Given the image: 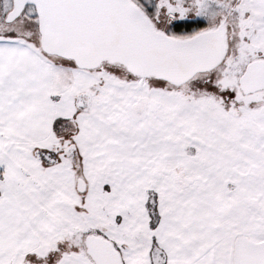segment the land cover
Instances as JSON below:
<instances>
[{"label":"rangeland","instance_id":"obj_1","mask_svg":"<svg viewBox=\"0 0 264 264\" xmlns=\"http://www.w3.org/2000/svg\"><path fill=\"white\" fill-rule=\"evenodd\" d=\"M130 1L156 32L177 38L171 24L178 18L169 20L174 0ZM11 10L12 0H0V45L16 46L1 47L0 56L13 51L10 73L22 78L13 91H0V118L18 111L11 126L0 120V187L11 192L0 208V253L7 237L5 243H23L25 255L12 247L5 261L90 263L85 240L102 237L124 264L128 251L152 264H231L236 234L264 240V90L245 96L238 87L245 69L264 61V50L243 1L186 4L184 20L205 23L202 33L224 23L227 52L178 94L152 78L140 84L117 66L81 71L44 55L37 19L24 11L7 24ZM22 47L52 74L33 84V72H42L21 65L28 53ZM22 74L33 90L24 88ZM209 99L216 109L207 108ZM38 126L44 139L30 136ZM9 128L17 129L16 138Z\"/></svg>","mask_w":264,"mask_h":264},{"label":"water","instance_id":"obj_2","mask_svg":"<svg viewBox=\"0 0 264 264\" xmlns=\"http://www.w3.org/2000/svg\"><path fill=\"white\" fill-rule=\"evenodd\" d=\"M27 7L35 11L44 55L69 61L81 71L117 66L140 84L152 78L181 87L216 69L227 51L223 24L177 40L156 32L130 0H12L5 23L15 21ZM238 87L245 96L264 90V61L251 63ZM76 190L83 193L84 183L79 181ZM84 247L93 264H122L113 246L101 238H87ZM231 264H264V240L237 235Z\"/></svg>","mask_w":264,"mask_h":264},{"label":"crops","instance_id":"obj_3","mask_svg":"<svg viewBox=\"0 0 264 264\" xmlns=\"http://www.w3.org/2000/svg\"><path fill=\"white\" fill-rule=\"evenodd\" d=\"M241 1H243L244 5H246V7H247V11L249 13L248 14L249 15L248 18L252 20V24H253L252 26H253V29L255 30L253 36H254L257 44L259 45V47L262 50H264V0H241ZM5 44L6 45H0V48L3 47L4 49H16L15 48L16 46L15 45L13 46L11 43H5ZM20 49H23L25 51H28V53H30V54L26 53L27 55H25L24 58H21L20 59V61H22V64L21 65H23L24 68H28L30 71H33L34 68L41 69L42 75L40 73L33 72V78L34 79H32V81H31L33 84H35V80H36V82L40 83V78H41V80H44L45 78H47V77L50 76V75H45V74H52L53 70L47 69V67H49V65L47 64V62L44 61V60L39 59V57H37L36 55H34V52H31L32 50L29 51L28 49L23 48V47L20 48ZM12 53H13V51H7L5 57H1L0 56V80H2V78H4V76L7 74V77L5 79V82L3 84L0 83V91H1V88L3 86H6L5 89H9V91H13L14 89L17 88L16 83L18 82V80L22 79L19 75L10 73V67L14 63V59H16L15 57H11V54ZM24 73H26V72H24ZM22 75H24V80L23 81L26 84V86L24 88L26 90H33V89H29V88H32L33 86H28L29 85V78L30 77L27 76L26 74H22ZM34 75H35V77H34ZM62 75H65V73L63 72ZM12 82H15V84H13ZM30 85H32V84H30ZM39 89H40V87H39ZM1 93L2 92H0V106L2 107V106H5V105H3L4 101L1 100V98H3V94H1ZM9 94H11V93H9ZM6 95H8V93ZM16 110L17 109L5 110L4 111L5 112L4 114L7 115V116H5L4 118H0L1 121L2 120L4 121V125H3L4 127L11 126V123L13 122V115H14V113H17L18 112ZM24 129H25L26 132H28V133L30 132L31 133V131L29 130V129H31V124H26V126H25ZM16 130H17L16 128H14V129L13 128H9L8 129V132H9L11 138H13V139L17 137V134L18 133L16 132ZM33 131H34V127L32 128V132ZM39 131H41L42 133L40 134ZM43 131H44V129L42 130L38 126L36 128V131L32 135H30V136L32 138H34V136L35 137L38 136V138H39V135H42V139H44L43 136L45 135V133ZM4 139H5V142H6L7 139L6 138H4ZM1 155L2 154H0V156ZM0 190H1L0 191V208H3L2 207V202H3L2 199L3 200L9 199V196H10L11 192H10V194H8L6 190H4L5 193L2 192V190H3L2 187H0ZM3 194H6V197L7 198L4 197ZM6 241H7V237H4L1 240V243H2L1 244V252L6 250L5 251L6 253L5 252H3L5 254H1L0 253V264H9L8 258H6L7 261H5L4 259L6 257L5 255L7 253H11L10 252V249L12 247H15L16 248V253H15L16 255H19V253L20 254H24L23 252H21L22 251V248H23V243H22V247H21L20 245H18V243H16V244H13L11 242L5 243ZM113 249L115 250L114 247H113ZM27 254L28 253H26V255ZM74 254H76V252H74ZM62 256L65 257V253H63ZM85 256L87 257V259L89 260L90 263L84 262V264H93L91 262V260L89 259V257L86 255V253H85ZM11 258L13 259V256ZM135 258L136 259H138V258L139 259L140 258L141 259L142 258L144 259V257H142L140 255H137V254L134 255L133 253L130 254L129 251L126 252V256L123 259H124V261L127 264H133V260ZM121 262H122V264H124L123 261H122V259H121ZM137 264H152V261H151V259L149 261H147L146 259H144L143 260V263L140 262V263H137Z\"/></svg>","mask_w":264,"mask_h":264},{"label":"flooded vegetation","instance_id":"obj_4","mask_svg":"<svg viewBox=\"0 0 264 264\" xmlns=\"http://www.w3.org/2000/svg\"><path fill=\"white\" fill-rule=\"evenodd\" d=\"M174 4H172L173 5V7H174V9H175V14H174V16L173 15H170L169 17V20H172V19H174L176 16H177V18H178V21H176V23H172L171 24V28L172 27H174V26H177V25H180V24H188V23H192V22H199V23H201L202 24V28L200 29V30H198V32L196 33V35L197 34H200V33H202V31H203V29L206 27V25H205V23H203L202 21H200V20H197V21H185V20H187V19H185L184 20V15H183V9L185 8V6H186V4H188V2H189V0L188 1H186V0H174ZM182 19V20H181ZM221 24H223L224 25V23L223 22H219L217 25H216V27L213 29V30H211V31H214V30H216ZM209 32V31H208ZM195 36V35H194ZM191 38V37H190ZM174 39H177V38H174ZM186 39H189V38H185V39H177V40H186ZM227 52V51H226ZM199 75H201V74H199ZM198 76V75H197ZM196 77V76H195ZM194 77V78H195ZM193 78V79H194ZM192 79V80H193ZM191 80V81H192ZM190 81V82H191ZM190 82H188L187 84H189ZM187 84H185V85H187ZM185 85H183V86H185ZM183 86H181V87H175L176 88V90H177V94L178 93H180V91H179V89L180 88H182ZM263 91V90H262ZM186 92V91H185ZM189 94H196V93H191V92H189ZM202 95V94H201ZM203 98H205L204 97V95H203ZM243 106H241V109L242 110H244L243 108H242ZM207 108L208 109H210V110H213V109H216V103L213 101V100H211V99H209V102L207 101ZM234 108L236 109V106H234ZM259 108H261V107H259ZM237 113V112H236ZM80 180H78L77 181V183L79 182ZM82 182V181H81ZM77 183H76V188H77ZM85 185V184H84ZM77 191V190H76ZM84 192H85V190H84ZM83 192V193H84ZM83 193H81V194H83ZM245 230H240V232H244ZM239 235H244L245 236V234H243V233H240ZM246 237V236H245ZM237 238V234L235 235V237H234V239H233V243H234V241H235V239ZM248 239H250L249 237H247ZM233 243H232V250H233ZM232 256V255H231Z\"/></svg>","mask_w":264,"mask_h":264},{"label":"trees","instance_id":"obj_5","mask_svg":"<svg viewBox=\"0 0 264 264\" xmlns=\"http://www.w3.org/2000/svg\"><path fill=\"white\" fill-rule=\"evenodd\" d=\"M141 2V0H138ZM145 4L147 3L146 1H143ZM146 8L148 10H153L150 5H147ZM26 15L30 20H35L36 19V14L35 11L32 7H27L25 9ZM202 28V24L199 22H192L188 24H180L177 26H174L171 28V34L176 36L177 38L180 39H185V38H190L196 35L198 30Z\"/></svg>","mask_w":264,"mask_h":264}]
</instances>
